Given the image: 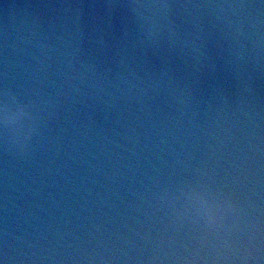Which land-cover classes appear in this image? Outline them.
Here are the masks:
<instances>
[{
  "label": "water",
  "instance_id": "95a60500",
  "mask_svg": "<svg viewBox=\"0 0 264 264\" xmlns=\"http://www.w3.org/2000/svg\"><path fill=\"white\" fill-rule=\"evenodd\" d=\"M0 264H264V0H0Z\"/></svg>",
  "mask_w": 264,
  "mask_h": 264
}]
</instances>
